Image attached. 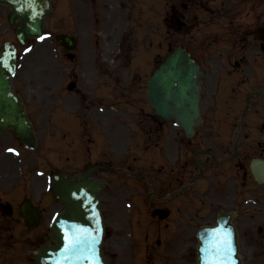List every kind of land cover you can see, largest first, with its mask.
<instances>
[{"label":"rangeland","instance_id":"obj_1","mask_svg":"<svg viewBox=\"0 0 264 264\" xmlns=\"http://www.w3.org/2000/svg\"><path fill=\"white\" fill-rule=\"evenodd\" d=\"M200 1L201 8L195 5L199 0H52L51 13L45 19V34L29 42L27 59L23 53L20 54V68L13 79L16 86L19 82L22 85L27 73V110L38 135V147L36 150L19 149V156L9 155L12 163H8L0 174V179L3 180H0V202L24 191L37 202L43 203L44 221L37 228L26 229L16 211L7 219L2 217L4 215L0 211V264H30L28 261L32 259L30 257L40 241L47 238V220L60 207L47 191L49 170L58 168L59 171L75 174L98 150L102 153L105 151L110 157V164L120 170L127 171L130 168L135 173L149 175L150 162L159 167L155 157L156 149H152V145L148 149L143 142V138L147 137L141 133L138 116H144L143 111L148 110L144 86L146 77L154 66V59H161L168 49L178 45V42L190 48L194 55L197 52L202 53L200 60L198 55L197 59L202 70L209 73L204 79L202 89L204 126L191 140L195 142L190 143L189 149L193 153L194 149L203 146L219 152L222 140L220 133H224L223 141L227 142V135L232 133V113L236 109L233 98L239 90L236 89L223 108V103L216 101L212 94L214 87L212 90L210 80L214 68L219 67V61L230 63V59H236L238 54L229 48L224 50L222 57L226 59L222 60L217 49L206 54L201 48L196 51V43L193 45L192 39L198 40L201 31L194 30V19H189V25L192 27L190 32L176 31L169 27L167 22L172 7L191 18L189 13L206 14L207 9L212 11L217 4V0ZM189 2L193 11L184 12L182 6ZM255 2L251 13L259 15L257 22L261 25L264 19V0ZM5 9L0 6V44L13 39V29L7 23ZM59 32L75 34L79 39L75 60L65 58L60 52L54 39ZM228 52L230 54H227ZM246 53L248 55V51ZM251 53L255 55V52ZM244 61L252 63L248 68L254 72L250 76L251 81L256 86L264 81V56L261 54L256 60L248 58ZM101 75L106 81L102 83L103 91L99 93L96 84ZM70 81L76 82V88L72 91L67 89ZM94 103L96 107L92 109ZM101 103L103 108L112 110L100 112ZM89 109L92 113H89ZM253 116L248 114V120L259 123L264 121L263 113H257L255 118ZM143 122L144 128L151 126L148 118ZM95 127L96 137L93 144L86 138ZM104 128L109 129L105 131L108 137L105 140L102 138ZM162 129L163 133L160 135L163 138L159 144L163 153L161 159L170 161L167 155L173 147V139L182 137V133L179 134L176 126L171 124L163 125ZM206 129L214 130L217 141H211L209 136L203 139L199 137ZM64 131L66 136L61 135ZM7 135L8 133L0 135V138L6 139ZM148 136L150 138L147 140L154 142L153 133ZM236 139L239 141V152L245 144L251 143L250 139L244 140L241 133L236 134ZM3 148L1 162L6 164L5 158L8 155ZM152 150L155 151L154 155H151ZM217 167L219 168V165ZM9 170H12L15 181L19 182L14 191H11L8 185L11 180L8 176ZM217 171L216 167L210 170L206 168V175L213 182L216 180L220 184ZM239 191L241 197L250 196L245 193L244 187H240ZM262 193L264 194V190L256 188L254 195ZM13 206L15 210L18 207L16 203ZM49 206L52 207L48 208ZM106 211L113 221L112 216L115 215ZM249 212H253L250 207L242 210L240 220H247ZM214 218L213 216L208 219L207 223L213 222ZM260 237L261 233L258 232L252 241L254 254L242 244L241 255L246 264H264V243L261 241L264 238Z\"/></svg>","mask_w":264,"mask_h":264},{"label":"flooded vegetation","instance_id":"obj_2","mask_svg":"<svg viewBox=\"0 0 264 264\" xmlns=\"http://www.w3.org/2000/svg\"><path fill=\"white\" fill-rule=\"evenodd\" d=\"M223 6L224 2L222 1L221 10H223ZM237 17V14L219 13V26L227 31L238 33L240 24L237 23ZM225 20L227 23L224 22ZM248 29L249 25L246 24L245 32L248 33ZM260 32V35L257 34V39L260 49L264 50V29ZM244 47L251 48L252 45ZM25 56L27 59V52ZM221 70L222 72L217 77L215 91L221 94L225 93L227 96L229 91L234 93L238 89L234 101L238 102L244 96V107L249 109L252 106L250 97L257 96V94L254 85L251 87L249 69L246 64L235 62L231 71L225 67H221ZM226 76H230V82H224ZM20 87L24 91L27 112V73L26 79ZM246 88L249 89L245 90ZM241 112L244 114L246 110L241 109ZM261 126L260 132L263 131L264 124ZM230 128L233 135H227L226 143L223 141L224 133H220L222 140L218 152L220 156L219 170L223 176H227L231 170L229 165H224L225 159L229 160L236 156V166H239L244 164L247 159L249 161L250 157L264 156V141L255 140L257 127L254 120L238 119V125ZM240 133L244 140L245 138L250 139L251 143L245 144L239 155L240 146L236 134ZM199 137L206 138L207 133L204 132ZM173 140V147L169 154L171 161L166 174L162 175V168H157V172L150 175L126 173L118 175L113 181L111 178L104 177V208L110 211L118 209L121 212V221L115 214L112 216V222L108 218L109 224L118 230L108 231L107 242L109 241L110 247L107 246V257L109 264H118L119 262L120 264H193L197 229L209 224L207 223L208 219L213 215L217 216L218 207L224 205H231L232 209L238 207L236 193L233 190L235 179L231 180L229 177L224 181L222 179L219 185H210V192H208L209 190L207 193L204 190L200 191L197 183L205 174V168L201 165L206 166L214 159L204 155L196 163L194 159L192 166L194 154L189 149L190 144L176 138ZM201 148L204 147H198L196 151ZM209 151L211 152V150ZM233 152H235L234 155ZM10 159L8 155L5 158L6 164L0 162L2 172L8 163H12ZM98 160L106 162V160ZM9 174H13L12 170H9ZM243 176L250 179L248 188L254 198L256 191L254 178L249 170L248 172L244 171ZM159 208L167 210L164 219H160L159 215H154V211ZM250 225L254 227L255 222H250ZM246 230L242 235L249 238L251 231L248 227ZM119 249L121 256L116 253Z\"/></svg>","mask_w":264,"mask_h":264},{"label":"water","instance_id":"obj_3","mask_svg":"<svg viewBox=\"0 0 264 264\" xmlns=\"http://www.w3.org/2000/svg\"><path fill=\"white\" fill-rule=\"evenodd\" d=\"M9 3L12 12L10 22H20L15 31L19 43L42 33L43 17L49 13V0H0ZM64 44L73 46V40L64 37ZM184 50L176 49L165 57L148 81V101L151 107L166 120H174L186 131L199 123L198 93L201 72ZM15 70V48L5 43L0 50V131L11 128L21 144L36 146V138L28 121L20 96L10 89L9 78ZM91 169L82 177L69 180L67 176H52V190L64 205L50 226V243H43L35 254V264H106L101 242L103 225L98 206L100 183L89 177ZM37 208L29 201L23 203L20 215L28 226L37 224ZM216 228H204L199 232L198 264H241L237 257V245L227 216H220ZM79 233L81 242L68 247V239ZM219 237V240L217 239ZM225 241L231 252L213 253V247Z\"/></svg>","mask_w":264,"mask_h":264},{"label":"snow or ice","instance_id":"obj_4","mask_svg":"<svg viewBox=\"0 0 264 264\" xmlns=\"http://www.w3.org/2000/svg\"><path fill=\"white\" fill-rule=\"evenodd\" d=\"M217 239L219 240V237H217ZM81 240H82V236L79 233H77L76 235L68 239V247L69 248L75 247L81 242ZM224 244H225V241H220L218 244H216L213 247L212 251L215 254V256H219L221 252H224L225 254H228L231 252L230 246L225 248ZM214 264H219V260L214 259Z\"/></svg>","mask_w":264,"mask_h":264},{"label":"bare ground","instance_id":"obj_5","mask_svg":"<svg viewBox=\"0 0 264 264\" xmlns=\"http://www.w3.org/2000/svg\"><path fill=\"white\" fill-rule=\"evenodd\" d=\"M261 168H263V167H261Z\"/></svg>","mask_w":264,"mask_h":264}]
</instances>
